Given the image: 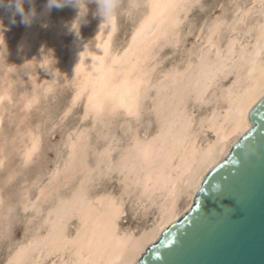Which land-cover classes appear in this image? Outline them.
Segmentation results:
<instances>
[{"label": "bare ground", "instance_id": "bare-ground-1", "mask_svg": "<svg viewBox=\"0 0 264 264\" xmlns=\"http://www.w3.org/2000/svg\"><path fill=\"white\" fill-rule=\"evenodd\" d=\"M230 1L233 2V0ZM236 1L238 0H235V3ZM151 2L153 0H147L145 13L121 51H119L120 49L119 52L112 51L110 47L115 27L101 29L102 18L99 17L95 27L92 28L96 39L93 48L87 51L85 47L84 49L81 47L79 42H73L67 67H64L70 71L73 87L75 86L72 104L83 99L84 116L92 114L98 117L97 120L101 119L100 117L106 119L116 111H121L131 117L138 116L148 90L154 89L151 106L155 116V118L152 116L156 123L155 131L150 136L144 137L134 134L126 144L127 146L119 152L114 162L109 160L111 145L104 148L101 153L99 152L100 155L92 166L84 164L87 160L81 161L83 156L81 152L86 150L84 149L85 139L81 140L82 138L78 135L76 138L74 136L75 139L68 141V156L66 163H63L62 171L51 172L50 180L48 184L46 183L47 187L38 191L36 200L43 203L44 199H47L54 190L56 193L53 194L57 195L61 184L71 180L76 173L82 172L83 176L79 174L82 178L73 188L71 195L66 199L57 200L53 208H50L51 210L46 213L45 219L42 220L44 224L41 223L45 229L42 226L43 230H41L39 228L41 224L38 225L29 238L12 250L7 260L8 263L21 249H24L28 264H87L90 258L95 261V264H105V261L109 260L123 246L124 261L130 260L131 264H135L165 227L188 210L194 194L202 185L211 167L224 158L233 142L248 130L251 108L260 99L259 69L264 64V39L261 38V25H264L262 0L240 2L235 5L229 18L221 16L213 20L206 26L201 43L199 42L200 46L187 55L184 65L182 67L174 66L156 79H153V70L156 67L150 65L152 59L154 60L155 48L160 44L178 41L177 28L180 26L182 13L185 14V10L189 6L177 10L175 16L177 22L173 23L167 15V9L153 10L148 6ZM155 2L163 4L167 0H155ZM189 2L191 1L187 0V5ZM25 3L29 10L32 5L28 3V0H25ZM46 5L47 0L40 3L34 0L36 17L30 25L23 23L16 48L18 47L26 53L34 46L40 27L45 24L50 12ZM153 16L155 19L147 25L141 36H137L141 26L148 21L149 17ZM75 18L77 17L75 16ZM161 19L165 21L163 24L159 22ZM165 30H167V34L163 35ZM222 31L226 33L221 35ZM57 32L59 34V30ZM4 34L3 40L5 41L7 39ZM39 34L41 33L39 32ZM133 37H136L135 43ZM50 40L52 41V38ZM62 41L64 40L62 39ZM0 42L3 43L2 40ZM130 48L131 51H129ZM125 53H128L127 57H125ZM120 58H123L121 63L114 62ZM33 59H37L35 53ZM252 61H255V65L252 64ZM253 67H255V71L249 76ZM9 68L11 67L9 66ZM228 76H230V80L224 84L223 82ZM63 78L65 77L63 76ZM2 80L4 81V79ZM133 85H135V91L130 94L129 88ZM250 85L256 88L257 93L255 101L247 104L250 97L246 94V89ZM32 86L34 85L32 84ZM7 87L5 90L2 89V92L0 91V102L3 101L2 103H4L3 99H9L10 90L7 91ZM137 92L138 98L133 105V96ZM28 95L30 94L28 93ZM37 96L34 97L35 99L33 98L34 101L40 99V97L37 99ZM31 99L26 100V106L30 105ZM121 100L132 107L131 113L125 107H118ZM189 102L196 105L208 103L210 108L206 113L204 112L205 114L195 118L188 106ZM246 104L247 107H245ZM114 107L115 111H113ZM238 110L244 111L242 118ZM24 121H26V117ZM102 124L104 126L103 122ZM35 127L37 126L35 125ZM206 134H210V137L206 138ZM81 135H83L82 132ZM38 146V139L35 135L28 133L22 147L24 160H29L26 158V154L32 152L33 155ZM178 168L179 171H177ZM115 171L120 175L122 183L119 194L104 193L96 196L88 191V184L96 175L98 176L101 172L112 174ZM129 197H131L132 210L140 212V216H143L146 210H152L151 213L148 211L150 217L146 216L149 219L142 227L120 225V220L125 213L126 200ZM28 200H26V206ZM37 203H32L31 206L41 205L40 203L36 206ZM74 218L76 227L72 232H69L67 224ZM135 223L138 222L135 221ZM39 229L43 232L40 233ZM124 261H116V264H124Z\"/></svg>", "mask_w": 264, "mask_h": 264}, {"label": "rangeland", "instance_id": "rangeland-1", "mask_svg": "<svg viewBox=\"0 0 264 264\" xmlns=\"http://www.w3.org/2000/svg\"><path fill=\"white\" fill-rule=\"evenodd\" d=\"M36 1L40 3L44 0ZM190 1L189 5H187L189 7L185 10V14L182 13L181 23L179 24L180 26L177 28L178 43H164L155 48L154 60L152 59L150 64L151 67H156L154 68L155 70H153V79L160 77L162 73L174 66L182 67L187 59L186 57H188L187 55L200 46L201 38L205 32L206 26L221 16L229 18L232 15L236 4L246 2L248 0H238L236 3L235 0H233L234 3L230 0ZM23 6L25 12H27L28 5L25 3ZM97 7L98 5L95 3H88V13L79 28V37L76 32L71 30L72 22L76 19L75 16H78L79 9L72 4H68L62 8H51L47 21L40 27L39 30L42 35L38 32L35 44L29 52H26L27 54L22 49L15 47L17 46L16 43L18 42L19 35L23 29V23L20 22L22 19L21 15L16 13V22L12 23L11 21L13 18L14 8H0V22L4 25L5 34L4 32L3 34L5 35V39H7L4 41V44L0 42V75L2 74V77L0 76V91L2 92L5 90L7 85V91L10 90V94H8L9 99L5 98L3 99L4 103H2L3 101L0 102V104L2 103L0 105V109L5 106L0 110V121L4 120L3 122L1 121L2 123L0 122V233H6L8 235V239L0 240V264H9L7 260L12 250L29 238V236H31L30 234L34 233L36 230L35 228L43 223L42 220L44 216H46V213L53 208L55 205L54 203H56L59 199L62 200L64 198H68L73 192V188H75L81 180L83 173H76L78 176L75 174L72 179L69 180L70 182L67 180L68 182L61 184L62 186L60 188L58 187L59 189L57 188V195L53 194L55 192L54 190L52 194L47 197V199H44L43 203H41L42 201L40 200H36L38 191L47 187L52 173L57 170L62 171L61 169L63 163H66L68 156V141H71L74 136L76 138L78 135L82 138L81 140L85 139L87 148L84 145V149L86 150L83 151L84 153L81 152L83 155L81 161L83 160L84 162V160H87L84 164L86 163L87 166H92L98 155H100L99 152L101 153L104 148L111 145V147H109L112 149L110 151L109 160L114 162L119 152L123 149V147L127 146L126 144L129 143L128 141L134 134L144 137L150 136L155 131V116L153 107L151 106L154 93V89L152 88L148 90V94L142 102L138 116L134 117L125 115L123 112L121 113V111H116L117 113H113L114 115L111 114L109 117H106V119H104V117H100L101 119L97 120L98 117H95L92 114L84 116L83 99H80L78 102L72 104L75 86L73 87L74 84L71 81L72 78L70 77V71H67L65 67H67L70 48L74 44L73 42H79L81 47L83 49L85 47L87 51L93 48L96 39L93 33L94 29L92 28L95 27L99 18L95 15ZM124 7L125 9L127 8V3H125ZM146 9L147 0H138L136 7L130 11H122L117 15L114 32L111 38L112 42H110L112 51H118L119 49V51H121L123 47L126 46L125 44H127L132 32L140 22L139 20L142 18ZM49 30L51 31L49 32ZM58 30L59 34L57 32ZM46 32L52 35L50 36ZM60 32L62 33L61 35ZM225 33L222 31L221 35H224ZM74 34H76V36H74ZM58 35L59 37H57ZM51 38L52 41L55 40V42H52L50 40ZM74 38L75 40H73ZM62 39L64 41H62ZM39 52L41 53L40 56ZM34 53L37 56V59H33ZM10 55L12 57L14 56L13 59ZM4 64H7L6 68ZM8 65L11 68H9ZM3 69L7 70L4 71ZM34 71L36 72L34 73ZM35 76L40 79L38 80ZM63 76L65 78H63ZM1 78L4 79V81ZM227 80H230V76H228L225 81L223 80V83H227ZM32 84L34 86H32ZM32 91H34V93H32ZM28 93L30 95H28ZM44 93H46V95H43ZM33 94L35 96L38 95L37 99L40 97V99H38L40 103L38 100H33L35 97L32 96ZM21 95L25 96L23 97ZM28 97H31L32 99ZM27 99L28 101L31 99L30 105L28 106L25 105V103H27ZM10 104L13 106L11 107ZM33 104H36L37 106H34ZM188 106L195 118L203 115V113H206V111L210 108V104L208 103H201L199 105L190 103ZM3 111L4 113H1ZM25 117L26 121H24ZM102 122L104 123V126ZM35 125L37 127H35ZM27 132L35 135L38 139V145L40 146H38L39 149L37 148L35 151L36 153H33V157L31 156V161L30 159L24 160L22 155L23 141H25L28 135ZM81 132L83 135H81ZM84 132L86 134L88 133L85 137L84 135L86 134ZM209 135L210 134H206L205 137H210ZM85 141L83 142L85 143ZM87 155L88 157H86ZM104 172H101V174L99 173L98 176L96 175L94 177L92 180L93 183L91 182L93 185L91 183L88 184V191L96 196L104 193H112L114 195L119 194L122 183L118 172L116 173L115 171L112 172V174H104ZM79 174L82 175L80 176ZM26 200H28L27 206L25 205L27 203ZM130 201L131 197L126 200L125 213L120 220V225L130 227L136 226L138 228L142 227L149 219L148 217H150V215H148L149 210H146L144 215L142 214V211L141 215L143 216H140V212L138 213L132 210L133 207L131 208L132 205L130 204ZM31 202L37 203L36 206L41 203V207H35V204L31 206ZM37 208L38 210L40 209L39 212L36 210ZM151 212L152 210L149 211V213ZM134 220L138 222L139 225L138 223H135ZM75 223V218L70 220L67 224V231L72 232L76 227ZM43 224L39 227L40 229L44 227ZM43 229H45V227ZM41 230L40 233L43 232Z\"/></svg>", "mask_w": 264, "mask_h": 264}, {"label": "water", "instance_id": "water-1", "mask_svg": "<svg viewBox=\"0 0 264 264\" xmlns=\"http://www.w3.org/2000/svg\"><path fill=\"white\" fill-rule=\"evenodd\" d=\"M216 162L187 211L135 264H264V102Z\"/></svg>", "mask_w": 264, "mask_h": 264}, {"label": "clouds", "instance_id": "clouds-1", "mask_svg": "<svg viewBox=\"0 0 264 264\" xmlns=\"http://www.w3.org/2000/svg\"><path fill=\"white\" fill-rule=\"evenodd\" d=\"M138 0H47L46 7L51 9L53 7L62 8L68 4H72L79 9L77 18L72 22L71 30L79 34V28L84 21L88 13V3H95L98 5L95 15L102 18L100 25L102 28L113 29L115 27V21L117 15L122 11H130L137 6ZM25 0H0V7L14 8L12 23H15V14L21 15V23L30 25L36 17V10L34 6V0H28V3L32 5L27 12L24 10ZM125 3L127 8L125 9ZM4 25L0 22V40L3 41Z\"/></svg>", "mask_w": 264, "mask_h": 264}, {"label": "snow or ice", "instance_id": "snow-or-ice-1", "mask_svg": "<svg viewBox=\"0 0 264 264\" xmlns=\"http://www.w3.org/2000/svg\"><path fill=\"white\" fill-rule=\"evenodd\" d=\"M149 7H151L153 10L156 9H167V15L169 17V19L175 23L177 21H175V16H176V12L178 9H180L181 7H186L187 6V0H167L166 3H157L155 2V0H153V2H151L149 5ZM262 11H264V0H262ZM155 19V17H149L148 21L145 22L144 25L141 26L140 31L137 33V36H141L145 30V28L147 27V25L149 23H151L153 20ZM161 24H163L165 21H163V19H161V21H159ZM163 35L167 34V30H165L163 33ZM261 38L264 39V25H261ZM133 41L135 43L136 41V37H133ZM132 49L130 48L129 51H131ZM128 53H125V57H127ZM123 60V58L117 59L116 61H114L115 63H121V61ZM252 64L255 65V61H252ZM255 71V67H253L252 71L249 72V76L252 75V72ZM259 96H260V102H264V64L261 65L260 69H259ZM255 84V82H253ZM135 91V85H133V87L129 88V93L132 94ZM256 93L257 90L255 87H253L252 85H250L247 89H246V94L250 97L247 101V104H251L253 101H255V97H256ZM138 98V92L136 93V95L133 96V105H135V100ZM90 103H91V99H90ZM247 104L245 105V107H247ZM95 107V106H94ZM118 107H125L129 113H131L132 111V107L125 104L123 100H121L120 104ZM116 108H113V111H115ZM240 117L242 118L244 115V111L243 110H238ZM34 151V149H33ZM32 156V152H29L26 154V158L30 159ZM180 169L178 168L177 171H179ZM174 187V186H173ZM8 239V235L6 233H0V240H6ZM124 257H125V251L123 249V246H121V249L119 251H116L113 256L105 261V264H116V261H124ZM9 264H28L27 260H26V252L24 249H21L20 252H18L16 254V256L9 261ZM87 264H95V261H93L91 258L89 259V261L87 262ZM124 264H131L130 260L124 261Z\"/></svg>", "mask_w": 264, "mask_h": 264}]
</instances>
